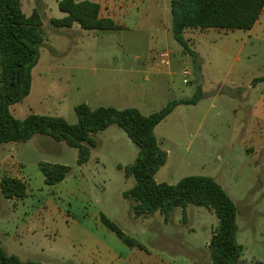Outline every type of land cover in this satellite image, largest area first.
Segmentation results:
<instances>
[{"label": "rangeland", "instance_id": "rangeland-1", "mask_svg": "<svg viewBox=\"0 0 264 264\" xmlns=\"http://www.w3.org/2000/svg\"><path fill=\"white\" fill-rule=\"evenodd\" d=\"M58 1L21 0L26 16L39 10L46 40L57 31L51 19L62 15ZM150 31L142 28L131 32V37L137 39L132 44L135 49L146 56L168 49L152 40ZM197 33L190 47L197 60L194 81L202 85L203 98L198 106H182V110L174 111L159 126L161 147L170 152V158L156 179L173 185L188 176L214 178L237 205L238 242L246 249L245 264L264 262V190L257 181L254 164H250L254 160H245L240 151L244 136L240 129L247 119L237 108L239 100L233 101L227 94L215 97L220 85L244 84V66L264 55L263 34L249 37L247 31L225 29ZM126 36L107 33L99 38L74 40L73 47L69 40L61 39L55 46L57 51L45 42L37 66L55 82L49 93L46 88L42 100L33 102L31 95L22 102L24 110L16 111V106L21 107L17 104L10 111L23 119L31 105L37 114L62 117L75 124L78 118L74 106L92 96L107 49L123 46L120 40ZM171 48L183 49L177 42ZM258 68L264 72L263 67ZM41 76L35 74L36 79ZM175 82L181 97L195 94L194 86L183 84L182 77L177 76ZM167 96L152 95L148 106L142 107L143 114L160 110ZM137 100L138 96L131 98L126 106H137ZM111 138L115 145L105 146ZM95 139L98 145L91 148L90 160L83 165L77 163V149L48 136L0 145V180L8 157H19L25 164L24 178L30 184L19 201L7 200L0 190L2 248L23 262L43 264H211L209 243L219 225L216 214L190 204L185 221L181 207L174 209L168 223L159 212L150 217L135 216L133 201L123 193L136 180L126 178L118 165L133 164L138 146L117 125L98 133ZM41 162L67 165L71 171L65 181L48 186L39 168ZM102 215L145 249L125 244L104 226Z\"/></svg>", "mask_w": 264, "mask_h": 264}, {"label": "trees", "instance_id": "trees-1", "mask_svg": "<svg viewBox=\"0 0 264 264\" xmlns=\"http://www.w3.org/2000/svg\"><path fill=\"white\" fill-rule=\"evenodd\" d=\"M58 7L66 16L51 19L54 27L71 28L77 24L84 30L94 32L119 29L112 20L100 18V5L95 2L62 0ZM263 10L264 0H171L170 30L174 40L192 56L197 65L196 54L185 38L186 31H250ZM42 27L38 9L31 16H26L21 0H0V145L25 143L36 135L48 136L77 149V163L83 165L90 160L91 148L98 145L95 136L117 125L139 148L133 164L118 165L126 178L136 180L135 185L123 193L126 199L134 203L133 214L150 217L159 212L168 223L174 209L179 207L183 209L184 221L190 204L211 210L219 220L209 243L211 264H241L244 247L238 242V208L214 178L188 176L173 185L156 180L157 173L167 163L168 154L160 146L155 129L178 107L197 105L203 98L202 88L198 86L192 97L172 100L151 115H144L137 108L91 109L82 103L75 108L78 118L75 124L62 117L40 114H29L24 119H18L10 107L30 95L33 70L40 61L41 48L46 42ZM39 168L48 186L63 182L71 171L67 165L48 162H41ZM0 188L7 199H22L27 191L21 180L8 175L2 177ZM101 221L128 246L145 249L106 216L102 215ZM0 264L43 263L23 262L18 256L8 254L0 241Z\"/></svg>", "mask_w": 264, "mask_h": 264}, {"label": "crops", "instance_id": "crops-1", "mask_svg": "<svg viewBox=\"0 0 264 264\" xmlns=\"http://www.w3.org/2000/svg\"><path fill=\"white\" fill-rule=\"evenodd\" d=\"M60 1H58L57 3H59ZM75 1H91L99 4L100 18L112 20L119 29L112 31L94 32L84 30L77 24H75L71 28L55 27L57 28V31L55 32L53 37L46 40V46L48 48L55 49V46L59 43V40L61 42V39H67L69 40V42H71L70 45H74V40L81 41L82 39L99 38L103 37L107 33L127 35L126 37H124V40L122 42L120 40V45L123 46H119L114 49H107L106 55L103 58L105 60V63L103 64L104 68L99 75L101 77L100 81L96 84L97 87L93 90L92 96L90 98L88 97L83 102L87 104L91 109H97L99 107H113L119 110H123L126 108H137L142 112V107H147L148 100H150V97L155 94L168 95L166 98V104L172 100L189 98L181 97V89L177 87L175 82V78L177 76L182 77L181 69L185 65L193 66L191 85L194 86L195 92L198 86L202 88L201 84L195 83L194 81L196 67L192 56L187 54L183 49L174 50L171 48L174 42H176L170 30L171 0ZM65 16L66 15L62 13L60 18L55 19H62ZM142 28L151 30V39L159 43L161 46H165L168 48V50L172 51L173 55L171 68L161 67L155 58L156 53L152 56H146L147 54L145 55V53L143 52L140 53L137 49H135L136 45H132L137 39L131 37V32ZM192 32L195 33L191 34ZM197 32L198 30H188L185 33V38L191 43V41L198 36L199 33ZM257 32L263 34L264 38V10L254 27L250 31H247L249 37H253L254 34H257ZM75 45L77 46V43H75ZM55 50L57 51V49ZM77 59L80 58L78 57ZM244 67L245 68L242 73L245 80L244 84H235L229 87L220 85L215 90V97L227 94V96H229L231 100L236 102L239 100L237 108L241 112H244L242 113L244 115V119H247L245 121H242V126L240 129L241 133L244 135L243 145L240 148V151L241 154L245 157V160H254L250 164H254L257 181L260 183L264 190V72H260L258 70V67H263L264 69V55L262 54L259 59L255 60L254 62H250ZM56 68L61 69L60 66H56ZM37 73L40 75L42 74V76L36 79L35 74ZM53 82H55L54 79L45 77L42 68L37 66L35 68V73L33 74L32 89L30 95L27 98L32 95L31 98L33 99V102L42 100L44 98L46 88L48 89L47 92L49 93V87ZM135 96H138L137 106H126L127 103H129L130 99ZM174 96H176V98H172ZM22 102L18 103L21 104V107H19V105L16 106V111L18 109L24 110V105H22ZM166 104H164V106ZM198 104L194 106H198ZM78 105L79 104L75 105L74 109ZM27 108L29 110V113L27 115L37 114L34 112L31 105L27 106ZM182 108V106L178 107L175 112H177V110H182ZM233 112H235V110ZM26 116H24V118ZM160 125L156 127L155 134L161 146V141L159 140L160 138L158 136V128ZM110 128H112V126ZM110 128L103 132H107ZM106 145L112 146L115 145V143L111 138L110 140H107V144H105V146ZM3 149L5 151L9 150L7 147H4ZM115 149L117 151V147H115ZM165 151L168 154V164L170 152L168 150ZM119 164L122 166H127L122 163ZM24 166L25 164L23 160L19 157H8V160L4 163L2 168V171L4 172L3 176L8 175L12 178L21 180L26 185V187L30 186V184H28L27 180L24 178ZM157 182L162 183L158 180ZM7 200L11 201L13 199ZM14 200L19 201L21 199L14 198ZM242 246L244 247V252L241 258V264H245L246 260L244 259V253L246 249L244 245ZM254 261L255 264L264 263L259 260Z\"/></svg>", "mask_w": 264, "mask_h": 264}, {"label": "built area", "instance_id": "built-area-1", "mask_svg": "<svg viewBox=\"0 0 264 264\" xmlns=\"http://www.w3.org/2000/svg\"><path fill=\"white\" fill-rule=\"evenodd\" d=\"M172 51L168 49L161 50L156 53L155 58L159 65L163 68H171L172 66ZM193 70L189 65H185L181 69L183 84L189 85L192 81Z\"/></svg>", "mask_w": 264, "mask_h": 264}]
</instances>
